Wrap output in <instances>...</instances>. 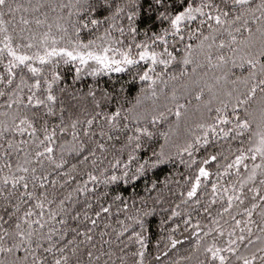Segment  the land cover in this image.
I'll list each match as a JSON object with an SVG mask.
<instances>
[{
	"label": "snow or ice",
	"instance_id": "obj_1",
	"mask_svg": "<svg viewBox=\"0 0 264 264\" xmlns=\"http://www.w3.org/2000/svg\"><path fill=\"white\" fill-rule=\"evenodd\" d=\"M0 264H264V0H0Z\"/></svg>",
	"mask_w": 264,
	"mask_h": 264
},
{
	"label": "trees",
	"instance_id": "obj_2",
	"mask_svg": "<svg viewBox=\"0 0 264 264\" xmlns=\"http://www.w3.org/2000/svg\"><path fill=\"white\" fill-rule=\"evenodd\" d=\"M111 80L114 85L118 88L120 85H124L126 89H130V98L131 96H135L137 92V86L131 84L130 77L127 74H112V76L102 78V84L108 80ZM91 78H86L85 81L81 83V87H84L87 83H89ZM109 87L113 86L112 84L108 85ZM160 143H163V139L160 138L156 143V147L159 146ZM119 146V145H118ZM182 169V166L179 163H169L167 165H163L156 170H150L140 181L134 183H129L128 185H122L119 187L113 186L116 191L122 192L126 198L139 200L141 196L147 197L148 193L146 191L147 188L151 187L152 183H157L158 191L153 192L152 195H160L164 198L169 196V189L175 191L176 185L171 183L174 179L178 178V172ZM169 181L168 187L164 186L165 181ZM126 189V190H125ZM151 200H149V204L151 205ZM158 214L154 218L151 219V230L153 243H155L156 239H158L161 235H166V233H162L159 231L160 221L163 218V214L159 213V206H157ZM186 247V245L184 246ZM180 251L174 255V258H178V256L183 255V247L178 246Z\"/></svg>",
	"mask_w": 264,
	"mask_h": 264
}]
</instances>
